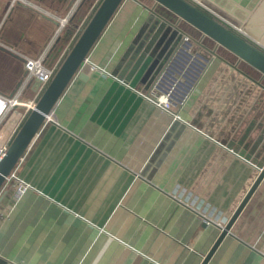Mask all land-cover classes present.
Returning <instances> with one entry per match:
<instances>
[{
	"label": "crops",
	"instance_id": "0c3cea01",
	"mask_svg": "<svg viewBox=\"0 0 264 264\" xmlns=\"http://www.w3.org/2000/svg\"><path fill=\"white\" fill-rule=\"evenodd\" d=\"M65 1L60 9L34 2L63 15ZM144 6L151 0L124 1L84 79L71 82L22 157L14 173L29 189L17 198L12 182L0 193L3 264H201L257 178L264 89L247 75L263 85L264 78L182 26L173 87H150L143 77L131 88L155 22ZM8 11L9 0H0V23ZM9 19L18 40L0 41L38 56L53 24L19 6L3 27ZM0 56L8 81L0 94L11 96L26 72L17 57ZM155 90L171 95L170 112L144 97ZM34 96L32 86L23 100ZM20 110L3 120L0 143L18 131ZM208 264H264V181Z\"/></svg>",
	"mask_w": 264,
	"mask_h": 264
},
{
	"label": "water",
	"instance_id": "95a60500",
	"mask_svg": "<svg viewBox=\"0 0 264 264\" xmlns=\"http://www.w3.org/2000/svg\"><path fill=\"white\" fill-rule=\"evenodd\" d=\"M72 1H69L70 5ZM124 1L102 0L53 79L37 101L36 106L31 110L14 135L5 156L0 160V193L35 137L46 122L50 120L52 112L71 82L75 78L84 79L83 67L86 65V61L89 60L92 50ZM199 1L264 45V0ZM151 2V7L144 6L155 19L151 29L152 34L145 50L148 55H143L131 72L132 74L135 72L132 81L129 82L131 88L136 89L137 84L135 82L143 77L144 79L141 83L144 85L147 84L151 87L159 80V87L162 84H167V89L173 87L176 79L170 72L177 57L175 54L180 49L179 46L186 47V42L183 38L185 32L182 26H188L196 30L203 39L211 41L218 48L234 57L239 63L248 67L253 72V75L264 78V52L258 48L260 45L256 44L258 46L256 47L244 40L186 0H151ZM11 11L12 9L8 12L4 21L0 23V29ZM173 44L176 48L173 47ZM180 51L183 52V49L181 48ZM211 53L213 52L211 51ZM111 75L118 77L116 72ZM247 77L264 89V85L255 81L254 77L252 78L250 75H247ZM262 150L264 152V145ZM254 166L259 171L257 178L236 211L227 215L228 221L221 228L218 240L201 264H208L224 238L230 234L232 227L256 190L264 181V157H262L261 163Z\"/></svg>",
	"mask_w": 264,
	"mask_h": 264
},
{
	"label": "built area",
	"instance_id": "2783aa9c",
	"mask_svg": "<svg viewBox=\"0 0 264 264\" xmlns=\"http://www.w3.org/2000/svg\"><path fill=\"white\" fill-rule=\"evenodd\" d=\"M87 0H73L72 6L70 3L68 4L67 10L63 15H56L52 12L48 11L47 9L41 7L37 3H34L31 0H9V11L14 7H24L26 9L31 10L33 13L37 14L39 17L44 18L51 22L54 26V31L52 36L50 37L46 47L44 50L35 57L27 56L19 51H17L12 46L7 45L6 43L0 41V51L9 55L15 56L19 60L22 61L25 69V76L21 82V85L17 92L11 96H4L0 94V125L2 124L3 120L10 114L12 109L14 108H21L24 109V118L31 112V110L36 106L37 98L45 91L47 86L49 85L50 81L53 79L54 75L56 74L57 70L59 69V64L64 56L65 52L69 48L72 41L79 37V33L83 31L84 23L87 21L88 16L93 10V7L96 3L89 9V11L83 16L80 17L82 11L86 6L84 4ZM99 1V0H97ZM196 5L210 13L216 19L233 29L234 31L240 33L244 37H248V35L235 26L233 23L213 11L211 8L200 2L199 0H191ZM8 11V12H9ZM6 13V16L8 14ZM40 14H38V13ZM5 16V17H6ZM80 17V18H79ZM63 22L64 24H59ZM67 34H71L72 38L68 45L66 46L65 50L62 52L60 57L53 63H50L52 54L55 49L60 44L63 37ZM89 63V60L86 61V64ZM95 69V67H92ZM35 88V96L32 100L24 101L23 96L26 93L27 89L30 87ZM171 95L170 94H161L157 90L152 91V93L148 96H144L148 101L152 102L159 108H162L164 111L170 112L171 110ZM23 118V120H24ZM16 134V133H15ZM14 134V135H15ZM14 135L7 140L6 142L0 143V160L5 156L8 147L14 137ZM14 183L16 186L15 196L19 198L22 194H24L27 189H29V185H27L24 181L20 180L16 174L13 172L9 178L7 179L6 185L10 183ZM5 185V186H6ZM4 189V188H3Z\"/></svg>",
	"mask_w": 264,
	"mask_h": 264
},
{
	"label": "trees",
	"instance_id": "16d2710c",
	"mask_svg": "<svg viewBox=\"0 0 264 264\" xmlns=\"http://www.w3.org/2000/svg\"><path fill=\"white\" fill-rule=\"evenodd\" d=\"M31 1H36V0H31ZM188 1L190 4H192L193 6H195L196 8H198L199 10H201L202 12H204L206 15L210 16L211 18H213L214 20L218 21L220 24H222L223 26H225L226 28H228L229 30L233 31L234 33H236L238 36H240L241 38H243L244 40L250 42L251 44L255 45L252 41H250L249 39H247L246 37H244L243 35H241L240 33L234 31L233 29H231L230 27H228L227 25H225L224 23H222L221 21H219L218 19H216L214 16H212L210 13H208L207 11H205L204 9H202L201 7H199L198 5H196L194 2H192L191 0H186ZM97 2V3H96ZM102 2V0H89L86 7L84 8V10L82 11L81 13V18L83 16H85V14L89 11V9L96 3V5L93 7V10L92 12L90 13V15L88 16L87 18V21L84 23V26H83V30L84 28L86 27V25L88 24V22L90 21L91 17L93 16V14L95 13V11L97 10V8L99 7L100 3ZM46 3L50 4V5H54V4H58L55 5L56 8H62L63 5L65 4V0H55V2L53 0H47ZM11 19H9L7 21V23L5 24L4 27H2L0 29V37L3 38V39H6L12 43H15V41L18 40V38L16 37V35L12 34V32H10V24H11ZM190 28V27H189ZM82 33V32H81ZM80 36V33L79 35ZM72 38V35L71 34H67L63 37V39L61 40L60 44L58 45V47L55 49L54 53H53V56H52V63L55 62L59 57L60 55L62 54V52L65 50L66 46L68 45V43L70 42ZM78 37H76L72 43L70 44L69 48L67 49V51L65 52L64 56L62 57L61 61H60V64L58 67L61 66L62 62L64 61V59L66 58L67 54L69 53L70 49L74 46L75 42L77 41ZM258 47V46H256ZM260 50H262L260 47H258ZM264 52V50H262ZM42 95V94H41ZM41 95L37 98V101L39 100V98L41 97ZM29 115V114H28ZM28 115L24 118V120L22 121L21 125L23 124V122L26 120V118L28 117ZM20 125V127H21ZM19 127V128H20ZM2 262H0L1 264ZM3 264V263H2Z\"/></svg>",
	"mask_w": 264,
	"mask_h": 264
},
{
	"label": "rangeland",
	"instance_id": "374dc122",
	"mask_svg": "<svg viewBox=\"0 0 264 264\" xmlns=\"http://www.w3.org/2000/svg\"><path fill=\"white\" fill-rule=\"evenodd\" d=\"M43 1L46 2L47 0H43ZM88 1H89V0L86 1V3L84 4V6L87 5ZM65 2H67V1H65ZM34 3H35V2H34ZM3 16H4V15H2V17H3ZM2 20H3V19H2ZM245 33H246V32H245ZM246 34H247V33H246ZM247 35H248V34H247ZM0 59L2 60L3 58L0 56ZM10 62L13 63L12 60H10ZM10 62H9V64H11ZM6 83H8L7 79H5L4 77H2L1 74H0V84H6ZM24 96H25V94H24ZM26 99H27V98H26ZM11 113H12V115H13L14 113H21V114H22V111L20 110V108H14V109H12ZM12 115H11V116H12ZM11 116H10V117H11Z\"/></svg>",
	"mask_w": 264,
	"mask_h": 264
},
{
	"label": "bare ground",
	"instance_id": "6f19581e",
	"mask_svg": "<svg viewBox=\"0 0 264 264\" xmlns=\"http://www.w3.org/2000/svg\"><path fill=\"white\" fill-rule=\"evenodd\" d=\"M71 6H72V5H71ZM37 13H38V12H37ZM38 14H40V13H38ZM40 15H41V14H40ZM60 23H61V24H64L63 22H60V21H59V24H60Z\"/></svg>",
	"mask_w": 264,
	"mask_h": 264
}]
</instances>
